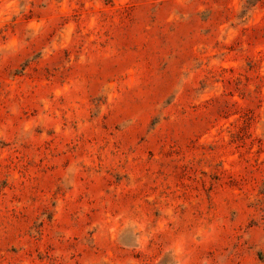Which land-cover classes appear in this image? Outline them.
<instances>
[{
	"label": "rangeland",
	"instance_id": "obj_1",
	"mask_svg": "<svg viewBox=\"0 0 264 264\" xmlns=\"http://www.w3.org/2000/svg\"><path fill=\"white\" fill-rule=\"evenodd\" d=\"M0 264H264V0H0Z\"/></svg>",
	"mask_w": 264,
	"mask_h": 264
}]
</instances>
